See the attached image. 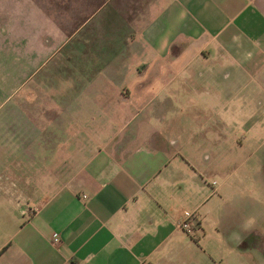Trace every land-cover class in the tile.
Listing matches in <instances>:
<instances>
[{
  "label": "crops",
  "instance_id": "obj_1",
  "mask_svg": "<svg viewBox=\"0 0 264 264\" xmlns=\"http://www.w3.org/2000/svg\"><path fill=\"white\" fill-rule=\"evenodd\" d=\"M0 52L21 61L22 86L36 74L44 86L22 91L25 131L0 142L21 145L27 162L67 166L62 176L49 168L42 186L31 172L18 183L0 179L6 203L45 192L27 217L0 218V264L264 260V0H0ZM191 95L213 113L199 129L261 132L245 140L244 157L224 158L243 162L244 186L209 183L208 154L178 147ZM211 135L220 144V131ZM188 212L197 221L189 234L175 225Z\"/></svg>",
  "mask_w": 264,
  "mask_h": 264
},
{
  "label": "rangeland",
  "instance_id": "obj_2",
  "mask_svg": "<svg viewBox=\"0 0 264 264\" xmlns=\"http://www.w3.org/2000/svg\"><path fill=\"white\" fill-rule=\"evenodd\" d=\"M48 1V0H47ZM23 19V15L19 17ZM7 55V53H6ZM0 52V123H6V125H2L0 128V134L2 137L7 138L8 136L11 137H20L22 132L25 131L23 128V125L21 124L22 120L24 119V112L25 106L23 105L24 98L22 91L23 90H29L33 91L34 95H36V92L38 88H44V86H39L38 82V75L36 74L33 77H29V80L25 81V86H22V79L25 75V70H22V63L18 58H8ZM58 77L62 74L61 72H57ZM64 76V75H63ZM66 76V75H65ZM60 79H58L56 82L51 80L47 81L49 88L58 87L60 85ZM148 84V82L144 83L143 85ZM47 87V89H49ZM11 91H14L13 93ZM13 95V96H12ZM146 101L149 102V97H144ZM143 98V99H144ZM175 102L178 103V97H174ZM140 99V98H139ZM137 99V101L139 100ZM154 98H152L153 100ZM203 97H196L195 95L189 96L187 99L184 98L183 104L187 105L188 112L186 114V117L189 119V127L190 129L188 131H185L183 134L180 133L175 135V138H177V143H179L178 147H184V150L191 154L195 155L194 153L202 154L205 152L208 154L209 159L204 164L210 165L212 168H214V171L212 170L209 176H207V181L209 183H220L221 177H226L227 183L231 185H237L238 187L244 186V183L247 180L246 176L241 173L238 169H236V165L243 164V162H239V160L232 161H226L224 158H228L231 156V153H234L236 159H239L241 157H244L246 153L249 152V149L251 146L246 144L245 140L248 138L255 139L256 136H261V132H259L256 129H253L251 131L246 132L245 130L242 131L240 128L236 129L235 125L233 123L222 125L221 129H218L217 127L213 129H199L198 123L200 121L206 120L208 122L213 121V113L206 111L207 107L201 103L203 101ZM167 100V98H166ZM36 101L37 96L32 97L31 106H34V113H33V119L36 120ZM145 101V103H146ZM158 101L163 102V100L158 98ZM155 99L152 106L158 104ZM182 101L179 103L181 104ZM142 102V101H141ZM148 104V103H147ZM168 103H166L167 105ZM162 105V104H161ZM24 106V108H23ZM206 109V110H205ZM165 115V114H163ZM170 114H166V116H169ZM223 117H229L231 114H222ZM158 117H161V114H157ZM177 115L172 114L168 118V122H172L175 119ZM139 120V119H138ZM136 121V120H135ZM135 121L133 123H135ZM160 123H164L163 120H160ZM191 124V125H190ZM207 125V124H206ZM174 129H178L175 124L172 125ZM34 131H36L34 129ZM178 130H174L175 133H177ZM213 131H220L222 140L220 141V144L216 142L215 144H210V138L212 137L211 134H213ZM264 132V131H262ZM8 135V136H7ZM15 138V139H16ZM204 140L205 144L203 145L201 140ZM190 141V142H189ZM241 142L238 146V148H234V143L236 145V142ZM2 141L0 142L1 145ZM4 143V142H3ZM2 143V144H3ZM21 145H8L3 144L0 146V174L2 177L0 178L1 181L3 180V177H8L9 179H13L14 182L18 183V180L21 181V179H26L25 172H31V179H36L37 182L41 183V186L43 182H47L48 179H46L47 170L50 168L51 173L53 174V170L55 171L54 174L62 176L65 173V168H67L66 164H64V161H57V160H47V161H41L35 158L36 160L27 162L24 160V155L22 154ZM200 147V148H197ZM11 148L13 150H11ZM200 149V151H199ZM20 151V153H19ZM23 155V156H22ZM222 160V161H221ZM82 161H77L75 166H78L81 164ZM67 165H69V162H66ZM213 172L219 174V176H215ZM18 173V174H17ZM15 174V175H14ZM4 175V176H3ZM6 175V176H5ZM17 190V189H16ZM16 191L14 190V193ZM9 192H0V218H11V217H27L29 213V207L31 206L30 203L32 202V199L38 200L43 195H45L44 191H34L33 193H30V197L28 198L29 194H23L22 192H16V198L12 203H6L5 196L7 197ZM238 200V198L236 199ZM235 200V201H236ZM234 201L232 199H226L223 202L222 206V212L223 214H229V207L231 203ZM22 210V212H20ZM183 215V214H182ZM206 235L210 236L209 239H212L214 237L213 230L207 229ZM200 229L196 232L200 233ZM183 232V231H182ZM193 231L188 232L192 233ZM186 233V232H185ZM204 252L207 255H211L209 250L207 248H202ZM254 262L258 261L259 264H264V260L258 257H253Z\"/></svg>",
  "mask_w": 264,
  "mask_h": 264
},
{
  "label": "built area",
  "instance_id": "obj_3",
  "mask_svg": "<svg viewBox=\"0 0 264 264\" xmlns=\"http://www.w3.org/2000/svg\"><path fill=\"white\" fill-rule=\"evenodd\" d=\"M85 195H82V198H84ZM196 218H195V215L191 212H188V213H185L183 214L176 222V227L183 231V232H190V231H193L195 228H196ZM52 240V243L53 244H56L58 242V239L56 236H53L51 238Z\"/></svg>",
  "mask_w": 264,
  "mask_h": 264
}]
</instances>
